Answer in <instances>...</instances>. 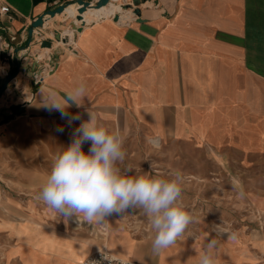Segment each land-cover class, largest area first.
I'll return each mask as SVG.
<instances>
[{
	"label": "crops",
	"instance_id": "1",
	"mask_svg": "<svg viewBox=\"0 0 264 264\" xmlns=\"http://www.w3.org/2000/svg\"><path fill=\"white\" fill-rule=\"evenodd\" d=\"M68 1L75 0H0V8L9 9L0 14V86L5 73L19 67L0 97V136L13 129L42 137L60 134L58 128L72 134L90 111L109 130H120L123 147L151 152L150 141L156 140L169 149L165 173L167 178L180 173L183 189L190 187L191 177L202 180L191 198L184 195L187 203L202 195L199 207L224 208L210 211L191 236L158 254L153 238H135L125 231V219L114 214L103 224L87 223L48 237L47 247L31 261L35 241L30 230L46 227V219L30 220L29 206L0 192V264H80L101 251L142 264H198L209 239L218 241L215 264H264V229L227 234L216 230L217 223L213 231L206 224L215 218L236 223L242 217L239 207L264 212V0H149L148 7L139 6L141 22L126 9L131 0H110L108 10L116 8V13L100 18L88 12L86 19H95L82 22L70 36L66 31L76 13L63 12L45 18L28 37L35 19ZM45 41L49 46L43 47ZM42 57L50 67L36 87L32 75L43 67ZM81 82L86 97L80 107L67 110L80 120L69 127L59 112L44 105L49 90L63 97ZM30 95L22 112L12 115L10 107ZM3 150L0 141V164ZM241 187L244 196L238 198Z\"/></svg>",
	"mask_w": 264,
	"mask_h": 264
},
{
	"label": "clouds",
	"instance_id": "2",
	"mask_svg": "<svg viewBox=\"0 0 264 264\" xmlns=\"http://www.w3.org/2000/svg\"><path fill=\"white\" fill-rule=\"evenodd\" d=\"M85 97L86 87L81 82L63 97L57 91L49 90L48 103L44 106L49 111L59 112L61 119L71 127L80 116L70 115L67 110L73 105L80 107V101ZM88 117L74 129L68 146L54 156L37 199L65 221L82 218L88 224H103L114 214L142 209L155 232L153 251L158 254L171 247L194 220L181 200L182 175L176 173L171 178L128 175L131 169L122 173L117 165L124 161L126 152L120 130H109L90 111ZM150 143L154 148H160L158 141L151 140ZM85 144L90 145L87 152L83 148ZM233 183L240 185L237 179ZM243 196L241 187L238 198ZM230 239L235 240L236 234L232 233ZM217 245L216 239H209L198 264H215L213 251Z\"/></svg>",
	"mask_w": 264,
	"mask_h": 264
},
{
	"label": "rangeland",
	"instance_id": "3",
	"mask_svg": "<svg viewBox=\"0 0 264 264\" xmlns=\"http://www.w3.org/2000/svg\"><path fill=\"white\" fill-rule=\"evenodd\" d=\"M93 19H95L94 15L88 20L83 18L82 22L89 23ZM74 23L77 24L79 21L74 20ZM71 135L72 134L68 131H64L53 137H42L39 135L33 136L30 133L13 129L9 134L5 133L0 136V141L4 143V150L2 152L4 153V159H2L0 164V192L11 194L13 198L19 199L20 202L29 206L31 208L30 220L37 219L38 217H40V219H44L45 217L47 222L46 227H44L42 224H40L38 227L37 224V226L34 227V230H30L31 241H35V243L31 245L33 249L31 253V261H33V255L34 253L38 252L39 248L47 247L48 237H52L61 230H75L78 229L79 226L85 228L87 224L82 220V218L78 220L72 218L66 221V227H64L63 222L65 219L59 216L58 213L49 209L41 200L37 199L41 185L44 182L46 175L51 170L54 156L57 153L62 152L64 148L68 146L71 141ZM89 146V144H85L83 146L85 152H87ZM123 148L126 152L125 159L123 162H119L117 165L121 169L122 173L127 172L128 169H131L132 171L128 172V175L148 174L163 178L168 177V174L165 173L166 164H164V157L167 155V151L169 149L154 148L151 149V152L150 150L145 152V149H136L130 147ZM190 179L192 184L190 187L183 189L181 200L186 209L193 215L194 220L180 238L186 235L191 236L197 226H199L200 220L207 221L206 216L209 213H218L219 208H222L199 207L201 204H203L202 201L203 198H205L202 195L194 197L195 199L192 201L193 203H187V201L183 199L184 195L186 194L188 198H191L190 195H192L191 193L195 187V184L202 183V180H199L197 177H191ZM210 182L212 184L217 183L216 180H210ZM208 198H212V196H206V199ZM238 214V216L241 214L242 217L237 219L236 223H233L230 220L215 218L214 220L212 219L210 223L206 224L211 231L215 230L216 228L218 231L224 230L227 234L238 229H241L245 232L251 230L255 232L264 229V212L257 210L255 207H239ZM121 216L125 219V231L134 234L135 238H155V232L151 227L148 217L144 214L142 209L137 208L134 210H129ZM15 218L20 219L21 217L19 216ZM51 220H61L62 224H56V226H53L54 224L49 223ZM72 222L76 224H73ZM215 223H217V227L215 226L214 228L212 227V224ZM223 224L228 226L232 224V228H227ZM59 225H63V227L59 228ZM235 225L236 227H234ZM97 229L101 233L106 232L105 226H99ZM224 231H222V233H225ZM212 233L215 234L216 232ZM218 235L223 236L220 234Z\"/></svg>",
	"mask_w": 264,
	"mask_h": 264
},
{
	"label": "water",
	"instance_id": "4",
	"mask_svg": "<svg viewBox=\"0 0 264 264\" xmlns=\"http://www.w3.org/2000/svg\"><path fill=\"white\" fill-rule=\"evenodd\" d=\"M109 0H75L72 2H65L63 4H61L60 6L56 7L53 10H48L44 13L43 16L38 17L37 19H35L29 29H28V37L31 38L32 37V32L35 29H39L43 26V22L45 18H53L55 15H60L63 12H65L67 10V8L72 5L75 4L76 7V16H75V21H79V23L81 25L77 26L74 22L70 23L68 25V28L71 29L72 31H79L80 27H82V16L83 14L90 9L93 10H97L99 9L101 6H103L105 3H107ZM149 0H131V4L126 6V9H129L131 14L136 18V20L138 22H141L140 20V9L139 6L142 5L144 8L148 7ZM119 19L118 15H114L113 16V20L117 21ZM61 36L60 34H57L55 36V39L57 41L61 40ZM43 47L49 46V42L45 41L43 44ZM40 63L42 64V68L40 69V73H46L48 72V69L50 67V62L48 60V58L46 57H42L40 59ZM19 71V67L16 66L14 71L12 73H9L8 75H6L2 85L0 86V97L2 96V94L6 91L7 89V85L16 78L17 74ZM27 104V101H23V103H21L20 105L17 106H11L10 109L12 111V115H18L19 113L22 112L23 108L25 107V105Z\"/></svg>",
	"mask_w": 264,
	"mask_h": 264
},
{
	"label": "built area",
	"instance_id": "5",
	"mask_svg": "<svg viewBox=\"0 0 264 264\" xmlns=\"http://www.w3.org/2000/svg\"><path fill=\"white\" fill-rule=\"evenodd\" d=\"M8 10H9L8 7L2 6L0 8V14H6ZM46 73L39 72L33 74L32 75L33 85L36 87L40 85V83L42 82V77ZM5 75H7V73H5ZM31 99H32V95H30V97L27 100L25 99L24 101H27L28 103V101H30ZM80 264H142V263L132 261L128 258H122L109 251H101L85 258Z\"/></svg>",
	"mask_w": 264,
	"mask_h": 264
},
{
	"label": "bare ground",
	"instance_id": "6",
	"mask_svg": "<svg viewBox=\"0 0 264 264\" xmlns=\"http://www.w3.org/2000/svg\"><path fill=\"white\" fill-rule=\"evenodd\" d=\"M110 1V0H109ZM106 5H104V6H101L99 9H97V10H93V9H90V10H87L86 12H85V14L82 16L83 18H86L87 17V14H88V12H98L99 13V15L101 16L100 18H102V17H107L108 15H110V14H112V13H116L114 10L116 9V8H113V11H110V10H108V8L109 9H112V6H108V2L107 3H105ZM67 12V14H68V16H70V17H74L75 16V13H76V10L74 9V8H70V9H67L66 11H65V13ZM121 13H123L125 16H126V14L121 10ZM124 15H123V17H124ZM72 32V30L71 29H68L67 31H66V33H67V35L68 36H70L69 35V33H71ZM37 226V225H36ZM112 253V252H111ZM113 254H116V255H118V256H120V257H122L121 255H119V254H117V253H113ZM123 258V257H122Z\"/></svg>",
	"mask_w": 264,
	"mask_h": 264
}]
</instances>
